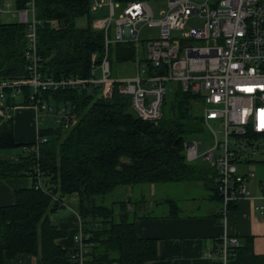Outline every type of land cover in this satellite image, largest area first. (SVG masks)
<instances>
[{"label": "trees", "instance_id": "trees-1", "mask_svg": "<svg viewBox=\"0 0 264 264\" xmlns=\"http://www.w3.org/2000/svg\"><path fill=\"white\" fill-rule=\"evenodd\" d=\"M15 1L16 9H22L29 0ZM90 2L35 0L37 50L43 76L60 80L91 77V56L97 54L99 60L104 37L92 29ZM85 14L88 26L78 27L76 19ZM26 28V24L0 20V81L28 77ZM111 50L112 62L133 60L131 44L112 45ZM31 91L29 86L22 89L21 102L27 104ZM39 97L53 106L71 109L75 117L68 126L44 127L40 137L46 135L47 139L38 144L16 142L12 119L0 123V178L32 177L30 186L15 190L13 203L0 208V264L19 253L37 255L41 264H73V250L55 242L66 232L49 217L64 205L63 195L73 192H78V213L87 235L86 264H144L157 257V241L137 235L134 220L139 214L134 206L139 201L133 197L132 187L145 182L203 179L213 181L216 195L222 199L214 174L208 177V165L190 162L185 156V135L196 131L195 122L203 117L190 113V99L197 101V96L178 85L172 96L165 97L163 117L157 121L137 116L129 95L117 90L108 98L102 97L99 90L89 93L74 88L42 91ZM17 99L9 98L6 103L13 106ZM260 136L264 134L251 130L247 133L252 140ZM17 146L23 152L1 156L2 149ZM37 174L42 177L40 187H35ZM251 244L232 246L228 264H264V254H256Z\"/></svg>", "mask_w": 264, "mask_h": 264}, {"label": "built area", "instance_id": "built-area-1", "mask_svg": "<svg viewBox=\"0 0 264 264\" xmlns=\"http://www.w3.org/2000/svg\"><path fill=\"white\" fill-rule=\"evenodd\" d=\"M5 1L0 0V12L16 14L17 23L27 26L24 37L28 77L0 81V123L11 119L12 106L6 101L21 97L26 86L32 90L28 103L41 123L47 117L62 126L70 124L75 117L71 109L53 106L39 97L42 91L69 88L89 93L99 90L104 98L117 90L121 95H129L137 116L157 121L163 117L168 91H174L178 85L205 105L202 121L213 132L214 144L203 152L201 142L184 141L188 161L201 158L214 170L213 180L224 212L229 203L248 195L246 179L255 172L239 169L237 162L241 158L236 146L242 144V138L253 144L254 140L247 137L250 130L264 134V0H153L166 4L158 12V18L154 16L151 0H91L92 13L104 9L108 13L92 19V29L103 34L104 50L98 61L97 54L91 56V77L83 80L42 75L35 0L15 11ZM192 19L202 20L203 24L187 27ZM144 26L156 27L158 32L157 38L144 41L145 46L140 45ZM124 43L134 47L136 77L120 81L112 75L111 46ZM213 123H219L221 129L215 131ZM45 139L46 135L40 137L36 144ZM37 178L35 187H40L42 177L37 174ZM256 208L261 210L259 202ZM77 230L73 237V264H86L87 235L81 225ZM218 239V247L208 252L209 256H220L222 263L228 264L233 254L231 247L240 245L239 240L227 234Z\"/></svg>", "mask_w": 264, "mask_h": 264}, {"label": "crops", "instance_id": "crops-1", "mask_svg": "<svg viewBox=\"0 0 264 264\" xmlns=\"http://www.w3.org/2000/svg\"><path fill=\"white\" fill-rule=\"evenodd\" d=\"M22 98L19 97L11 109L13 135L16 142H36L44 126L42 128V123L37 120L33 106L21 102ZM207 169L211 178L214 170ZM239 169L245 173L250 171L241 166ZM31 181L32 177L21 175L0 178V208L13 203L15 190L30 186ZM246 183L248 195L229 203L226 212L222 209V200L216 195L213 181L198 179L195 182H182V194L185 196L180 197L181 201L161 196L152 200L145 196L139 185L132 187L131 193L139 201L134 206L139 214L134 220L137 235L157 241V257L144 264H223L220 256L211 257L208 253L218 247V238L222 234L238 238L240 245L251 241L253 251L264 254V182L256 172L246 179ZM187 188H193L195 193L189 196L186 194ZM63 201L66 205L62 207L67 209L60 214L51 213L49 217L58 229L66 232L55 239L56 244L73 250V237L82 222L78 213V192L63 195ZM179 202L182 207L178 206ZM258 202L261 210L256 208ZM6 264H41V260L34 254L19 253L13 259H8Z\"/></svg>", "mask_w": 264, "mask_h": 264}, {"label": "rangeland", "instance_id": "rangeland-1", "mask_svg": "<svg viewBox=\"0 0 264 264\" xmlns=\"http://www.w3.org/2000/svg\"><path fill=\"white\" fill-rule=\"evenodd\" d=\"M199 1V0H198ZM5 2H10V9L12 10H17L16 9V5H15V0H6ZM150 4L152 5L153 9H154V16L155 18H158V12L161 10H164V8L166 7L165 2H155L153 0L150 1ZM120 11H118L116 13V15L119 13ZM108 13V10L104 9V10H99V11H95L93 14H91V17H95V15H100V16H106ZM0 20L2 22H11V21H16L17 22V17L16 14L11 13V14H2L0 12ZM88 18L85 15H82L81 17L76 19V24L78 27H82V26H88ZM203 24L202 20H198V19H192L191 21H189V23L187 24V27H193V26H201ZM141 42L140 45L145 46V40L151 39V37H158V32L156 27H141ZM135 63L133 61H129V60H124V62H116L114 61L112 64V75L120 81H124L125 79H133L136 77L135 75ZM99 71L97 70L96 72V76L99 77ZM174 94V91H168V94L166 95V97L168 96H172ZM191 105L192 108L190 109V113L193 115H201L203 116V108L205 107V105L201 102V101H194L191 100ZM61 108H64L63 106H60ZM57 125H60L59 122H55L53 119L51 118H45L43 119L42 122V128L44 127H53L55 128ZM195 128L196 131L190 132V133H186L185 138L187 141H199L202 143V152L205 151L206 149L210 148L214 142H213V132L211 128H208L203 121L200 122H195ZM212 128L215 129V131H219L221 129V125L219 123L212 124ZM254 142L253 144H248L247 140L245 139H241L240 141L242 142V144H239L238 146H236V149L238 150V154L240 155L241 160H239V162H237V164L239 165L238 167L240 168V166L242 168H245L246 170L249 169L252 172H257V175L262 179V181L264 182V137L260 136L259 138L253 139ZM23 152V149L20 148V146H17L15 149H2L1 151V156L4 157H11L16 155V152ZM195 162L198 163H202V165H207L205 163L204 160H202L201 158L196 160ZM248 172V171H247ZM254 182V181H253ZM182 182H177L175 183L174 181H170V182H157V183H143L141 185H139L140 190L144 191V194L146 197L151 198L152 200H157V197L161 196V197H173L175 199H177V201H181L182 199L180 198L181 196L184 197V189L183 186L181 185ZM120 189V188H119ZM126 189V188H125ZM188 190H186V194H188L189 196L193 195L195 192V190L193 188H187ZM120 190H123L122 188ZM150 191V192H149ZM149 192V193H148ZM183 192V194H182ZM68 195V194H67ZM187 195V196H188ZM66 196V195H64ZM64 203V201H63ZM66 205V203H64ZM181 202H179L180 207L181 206ZM67 209L65 207L60 208V210L54 212L53 214L57 213L60 214V212H64V210Z\"/></svg>", "mask_w": 264, "mask_h": 264}, {"label": "water", "instance_id": "water-1", "mask_svg": "<svg viewBox=\"0 0 264 264\" xmlns=\"http://www.w3.org/2000/svg\"><path fill=\"white\" fill-rule=\"evenodd\" d=\"M81 183H82V182H81ZM129 199H130V195H129V196L127 195V196H126V200H127L128 202L130 201Z\"/></svg>", "mask_w": 264, "mask_h": 264}]
</instances>
